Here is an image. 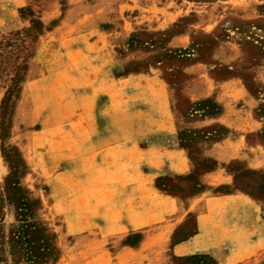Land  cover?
I'll return each instance as SVG.
<instances>
[{
	"label": "rangeland",
	"instance_id": "374dc122",
	"mask_svg": "<svg viewBox=\"0 0 264 264\" xmlns=\"http://www.w3.org/2000/svg\"><path fill=\"white\" fill-rule=\"evenodd\" d=\"M201 73L209 86L235 80L241 94L210 87L190 99L205 85ZM167 116L171 138L154 121ZM231 141L242 157H231ZM175 142L188 162L181 175L145 151ZM215 169L232 181L208 195L242 191L256 223L247 237L223 230L214 253L176 256L160 220L170 206L158 194L186 203ZM21 199L37 225L36 250L54 244L55 260L9 251ZM203 207L185 205L183 215ZM0 256V264H264V0H0Z\"/></svg>",
	"mask_w": 264,
	"mask_h": 264
},
{
	"label": "crops",
	"instance_id": "0c3cea01",
	"mask_svg": "<svg viewBox=\"0 0 264 264\" xmlns=\"http://www.w3.org/2000/svg\"><path fill=\"white\" fill-rule=\"evenodd\" d=\"M176 41L178 43L179 38ZM200 75L204 77L202 80L205 82V85H203L204 87L202 86L200 90L196 91L192 88L190 91V99H199L210 95L212 93V90L209 89L210 87H217V94L221 97H224L223 94L225 95V93L227 94L229 92L231 95H237V97H239L238 94H241L239 87L235 85V80L222 81V83L220 82L217 85L209 86V82L212 81V79H210L206 73H201ZM152 77L149 79L151 80ZM165 86L166 84L164 81L160 80V86H157V89L160 93L159 100L164 102L165 99L168 105V91ZM223 105H225V103H223ZM167 117H165L166 119L161 118L155 119L154 121H163L167 128H165L166 130H163L165 133L162 134L166 138H171L173 136V125H175V123L172 122L170 117ZM218 120L221 121L222 124L233 125L235 128L240 129L237 124L238 121H233L226 117L223 119L218 118ZM245 121L246 124H251L253 127V121L251 122L249 119ZM241 124H244V122ZM151 130L155 131L157 129L152 126ZM218 144H221V142ZM230 145L232 148L231 152H233L232 156H230L242 157L239 155V152H237L238 149L237 146H235L236 142L231 141ZM145 151L150 152L149 154L155 157H157L156 152H158L160 158H164L159 165L165 166L166 173L169 175H181L186 172V169H188V162L184 157V150L176 142L171 144L163 143L150 145ZM144 174V178H147V173ZM201 179V184L206 185V187L200 190L196 195L188 197L186 203L180 199L178 193L158 194L162 202L170 206L169 209L164 211V215H162L163 212H161L160 220L164 221L162 226H164L165 229H168V232L163 236L166 237L167 243L172 244L170 250L172 254L176 256H188L196 253H214L217 248L215 238L227 236L224 235L223 230H230L229 236L231 237L241 235L242 237H247L246 234L248 229H250V225L256 223L255 218L257 210L255 203L242 191L229 190L224 193L208 195V189L211 187L231 184V176L228 173H224L223 169H215L204 172ZM142 187H144V189L154 190L151 186L148 187L147 185H144ZM191 203H202L204 205L203 209H199L198 211L196 209L197 212L194 214V217H191L192 219L190 216L184 217L183 215V212L186 211L185 205L190 206ZM219 212L228 214L231 217L230 221L235 219L233 217H238L236 220L237 222H229L228 225L220 220L218 222H212L209 219V214ZM132 223L133 220L128 218L126 225L131 226L133 225ZM135 227H133V229H135ZM241 229L244 230V233L240 234L239 231ZM133 253L135 252L133 251Z\"/></svg>",
	"mask_w": 264,
	"mask_h": 264
},
{
	"label": "trees",
	"instance_id": "16d2710c",
	"mask_svg": "<svg viewBox=\"0 0 264 264\" xmlns=\"http://www.w3.org/2000/svg\"><path fill=\"white\" fill-rule=\"evenodd\" d=\"M21 218L19 222L13 225L10 229V236L8 240L10 242V249L12 253L24 252L27 260H32V257H38L39 261L45 263L46 255L52 254V261L57 258L58 250L54 244L50 246H39L40 250H36L37 240L35 238L37 225L33 221L32 214L29 210L28 204L24 199H21L18 205ZM42 241L41 238H39ZM41 255V256H39ZM4 261V258L0 256V262Z\"/></svg>",
	"mask_w": 264,
	"mask_h": 264
}]
</instances>
